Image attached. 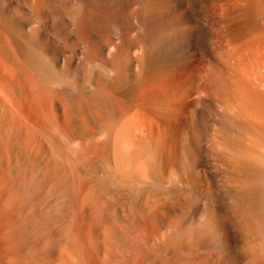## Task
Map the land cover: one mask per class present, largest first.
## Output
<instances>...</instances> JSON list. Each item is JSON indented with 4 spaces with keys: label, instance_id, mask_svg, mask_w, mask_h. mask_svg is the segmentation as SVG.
<instances>
[{
    "label": "bare ground",
    "instance_id": "obj_1",
    "mask_svg": "<svg viewBox=\"0 0 264 264\" xmlns=\"http://www.w3.org/2000/svg\"><path fill=\"white\" fill-rule=\"evenodd\" d=\"M0 264H264V0H0Z\"/></svg>",
    "mask_w": 264,
    "mask_h": 264
}]
</instances>
